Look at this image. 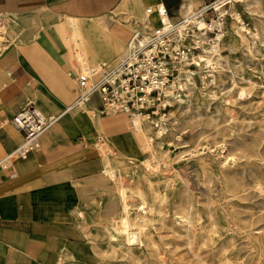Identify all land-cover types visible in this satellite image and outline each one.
Segmentation results:
<instances>
[{
	"label": "rangeland",
	"instance_id": "1",
	"mask_svg": "<svg viewBox=\"0 0 264 264\" xmlns=\"http://www.w3.org/2000/svg\"><path fill=\"white\" fill-rule=\"evenodd\" d=\"M156 1L173 19L184 16L185 0ZM234 10L244 24L230 18L218 49L199 53L211 60L197 58L184 101L166 111L165 132L147 123L149 147L109 153L116 178L104 165L103 175L116 189L84 213L83 249L62 253L60 264H264V0H239ZM102 63L92 65L94 77ZM117 115L135 134L126 114L106 117ZM112 223L139 232L133 254L112 242Z\"/></svg>",
	"mask_w": 264,
	"mask_h": 264
},
{
	"label": "crops",
	"instance_id": "2",
	"mask_svg": "<svg viewBox=\"0 0 264 264\" xmlns=\"http://www.w3.org/2000/svg\"><path fill=\"white\" fill-rule=\"evenodd\" d=\"M204 1L185 0L180 15ZM158 3L0 0L9 41L0 55V157L24 138V130L12 121L22 107L34 103L46 114L59 115L38 149L0 168V264H60L62 253L83 249L84 213L116 189L103 175L107 158L112 163L113 158L103 154L106 146L97 137L103 135L126 157L114 127L127 120L122 115L93 117L90 111L98 101L86 109H68L78 88L69 74L74 62L66 36L78 34L91 66L109 62L125 50L134 28L146 29L145 9ZM152 18L157 25V14Z\"/></svg>",
	"mask_w": 264,
	"mask_h": 264
},
{
	"label": "built area",
	"instance_id": "3",
	"mask_svg": "<svg viewBox=\"0 0 264 264\" xmlns=\"http://www.w3.org/2000/svg\"><path fill=\"white\" fill-rule=\"evenodd\" d=\"M238 1L205 0L197 9L178 19L171 17L164 3L148 6L143 18V23L148 24L146 30L134 31L124 54L112 62L100 64L98 77H94L95 70L78 34L66 36L71 40L74 62L69 74L78 88V95L68 109H86L98 101L91 114L93 117L124 113L135 133L143 130L147 123L153 129L163 128L168 108L184 101L187 84L192 82L200 65L199 53L218 49L230 18L244 24L240 11L229 12ZM154 13L159 23L152 26ZM6 34V24L0 19V55L9 45ZM58 117L46 114L34 103L22 107L12 121L24 130V138L12 151L0 157V168H7L15 158L26 157L38 149L42 135ZM97 138L108 148V153H115V148L106 144L103 135Z\"/></svg>",
	"mask_w": 264,
	"mask_h": 264
},
{
	"label": "bare ground",
	"instance_id": "4",
	"mask_svg": "<svg viewBox=\"0 0 264 264\" xmlns=\"http://www.w3.org/2000/svg\"><path fill=\"white\" fill-rule=\"evenodd\" d=\"M240 1L245 2L246 0H240ZM156 21H157V18H151L150 24L153 26V25H155ZM235 22L233 23L234 24L233 25V32L238 37H241L244 40L245 37L241 32L242 27L240 25L236 24ZM146 26H148V24H146ZM136 32L139 33L140 30L136 31ZM257 33H259V32H257ZM231 41H233V40H231ZM199 57H200V60H206L207 62H209L211 60V58L204 56L203 54H199ZM242 87H244V86H242ZM124 123H126V122H124ZM107 128H109V127H107ZM114 128H115L116 132L119 134V135H116L115 141L117 143H119L120 147L122 148V151H126V153L128 151H131V150L132 151H135V150L136 151H142L145 147V146H143L144 143L148 144V147L150 146L149 142L151 140V137H148L147 134L145 132H143L144 130L136 131V133L134 134L133 132H131L128 129V127H127V129H125L124 125H118V126H115ZM165 128L166 127L164 126L163 128L157 130L156 133L159 136H161L165 132ZM146 164H147V168H152V170H150L151 172H154L158 169V167L154 166L153 164H149V162H147V161H146ZM104 172H108V176L110 178H116V171L112 168L111 160L109 158H107V160H106ZM140 213L143 214V213H145V211L141 210ZM125 215L128 216L129 219H132L128 212L125 213ZM182 217L184 218L185 216L182 215L181 218ZM185 220L187 221L188 218L184 219V221ZM110 226L114 227V229H115L114 232L111 233V240H112V242H114V244L124 245L125 248H127V250L129 252H131L132 254L135 252V249H136L135 247H140L142 240L140 239L139 232L134 227L129 226V225L120 226V225H117L115 223L110 224ZM143 233H144V231H143ZM119 236H121L123 239H119ZM135 241H136V244H135ZM196 255L198 256L197 253H196Z\"/></svg>",
	"mask_w": 264,
	"mask_h": 264
}]
</instances>
